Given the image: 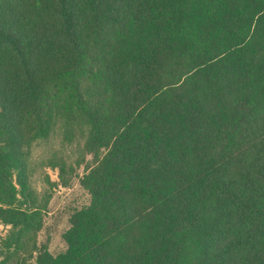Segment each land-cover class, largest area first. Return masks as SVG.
Returning a JSON list of instances; mask_svg holds the SVG:
<instances>
[{
  "label": "trees",
  "instance_id": "1",
  "mask_svg": "<svg viewBox=\"0 0 264 264\" xmlns=\"http://www.w3.org/2000/svg\"><path fill=\"white\" fill-rule=\"evenodd\" d=\"M58 126L93 161L52 255ZM0 223V264H264V0H0Z\"/></svg>",
  "mask_w": 264,
  "mask_h": 264
},
{
  "label": "rangeland",
  "instance_id": "2",
  "mask_svg": "<svg viewBox=\"0 0 264 264\" xmlns=\"http://www.w3.org/2000/svg\"><path fill=\"white\" fill-rule=\"evenodd\" d=\"M63 130L58 126L49 139L35 143L30 161L32 187L39 203L46 204L42 212L43 226L36 234V241L38 246H46L52 255L66 250L63 234L70 227L71 215L90 203V195L80 184L87 165L93 161L86 147L85 130L76 127L71 137ZM61 163H65V182L59 167L53 166ZM9 229L10 225L0 224V245Z\"/></svg>",
  "mask_w": 264,
  "mask_h": 264
},
{
  "label": "water",
  "instance_id": "3",
  "mask_svg": "<svg viewBox=\"0 0 264 264\" xmlns=\"http://www.w3.org/2000/svg\"><path fill=\"white\" fill-rule=\"evenodd\" d=\"M1 225H3L2 223H0Z\"/></svg>",
  "mask_w": 264,
  "mask_h": 264
}]
</instances>
